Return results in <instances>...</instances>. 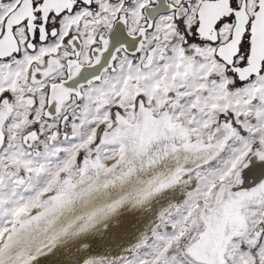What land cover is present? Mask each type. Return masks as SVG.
<instances>
[{
    "label": "snow or ice",
    "instance_id": "obj_1",
    "mask_svg": "<svg viewBox=\"0 0 264 264\" xmlns=\"http://www.w3.org/2000/svg\"><path fill=\"white\" fill-rule=\"evenodd\" d=\"M0 264H264V0H0Z\"/></svg>",
    "mask_w": 264,
    "mask_h": 264
}]
</instances>
